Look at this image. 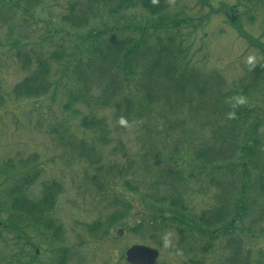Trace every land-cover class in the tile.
<instances>
[{
    "label": "trees",
    "instance_id": "1",
    "mask_svg": "<svg viewBox=\"0 0 264 264\" xmlns=\"http://www.w3.org/2000/svg\"><path fill=\"white\" fill-rule=\"evenodd\" d=\"M2 1L15 5L13 0ZM65 1L69 13L62 16V23L86 32L66 36L56 31L49 33L47 39H57L52 42L55 48L47 59L38 57L35 69L16 85V96L47 95L62 72L55 71L53 64L65 62L61 81H67L66 111L74 104H92L97 111H113L123 127L139 124L147 132L145 153L136 159L124 154L118 162L104 165L101 148L109 144L106 119L85 116L77 128L78 133L86 135L81 138L64 127L55 131L69 154L88 164L92 172L87 181L112 208L106 217L85 225L87 233L105 240L120 225L125 231L153 238L175 228L184 254L193 252L198 238H202L196 237L199 235L208 240L206 253L223 239L224 247L232 250L226 264H249L250 251H243L244 242L237 231L240 227L241 234L248 236L250 224L264 221V207L260 204L264 198V141L259 135L262 121L256 105L243 107L232 99L260 90L264 63L241 80L240 87L223 91L227 85L219 72L205 75L191 63L188 46L183 45L178 30L189 23L169 17L167 0ZM245 1L264 9V0ZM44 2L26 0L27 4L18 11L33 17L44 9ZM134 9L144 11L151 22L144 27L107 22L119 24L125 21L124 14ZM102 18L107 20L92 23ZM254 46L264 57V47ZM17 58L23 69L32 65L27 53L19 51ZM74 65L77 73L72 77ZM89 136L91 140L87 141ZM12 167L9 171L15 170ZM37 175L4 178L11 205L9 222L0 228L11 233L36 230L42 235L50 234L55 243L63 228L49 213L61 186L56 182L45 185L42 199L34 202L24 193ZM209 188L218 191L216 207L196 215L190 210L188 191L206 193ZM27 245L36 250L35 244ZM68 253L58 249L56 264H63ZM261 256L259 264H263L264 253ZM34 258L36 254L32 256L36 263ZM191 264L196 263L192 260Z\"/></svg>",
    "mask_w": 264,
    "mask_h": 264
},
{
    "label": "rangeland",
    "instance_id": "2",
    "mask_svg": "<svg viewBox=\"0 0 264 264\" xmlns=\"http://www.w3.org/2000/svg\"><path fill=\"white\" fill-rule=\"evenodd\" d=\"M13 1L15 5L11 7L10 3L0 0V225L9 222L11 205L6 197L5 190L9 186L4 178L19 179L22 175L33 176L38 173L33 185L25 189L24 196L38 202L42 199L45 185L58 183L61 191L49 214L63 231L60 240L54 243L50 234L42 235L36 230L24 229L20 233H11L0 228V264H56L58 249L69 252L63 264H127L122 258L123 254L134 245L157 249L160 254L158 264H191L192 260L196 264H226V260L232 256V250L224 247L223 239L206 253L204 247H207L208 240L197 235L202 238H198L193 252L184 254L175 228L153 238L125 231L120 225L105 240H97L87 233L85 225L106 217L112 208L96 195L95 189L87 181L86 177L92 172L88 164L69 154L64 140L59 141L55 131L64 127L70 134L77 133L78 138H81L85 134L78 133L77 128L85 116L106 119L109 144L101 148L102 144L97 140L103 152L101 160L104 165L118 162L124 154L128 158H135L145 153L148 150L144 144L147 132L139 124L123 127L113 111H97L92 104H74L66 111L67 81H61L62 72L66 70L65 62L53 64L55 71L62 72L55 78L56 85L47 95L41 98L17 97L16 85L35 69L38 57L47 59L55 48L52 42L57 39H47L49 33L56 31L60 36H66V33L78 35L86 30H75L62 23V16L69 13L65 0H45L42 5L44 9L33 17L18 11L27 4L26 0ZM167 3L170 18L176 16L189 23L178 30L184 39L183 45L188 46L191 63L205 75L219 72L227 85L223 91L240 87L241 80L263 65V53L254 46L264 47L263 8H255L245 0H167ZM227 9L232 10L229 15ZM123 18L125 21L119 24L107 22L137 27L147 26L151 22L141 9L130 10ZM106 20L102 18L92 23ZM19 51L29 54L32 65L28 69H23L17 58ZM249 58H252L251 62ZM76 73L77 67L74 65L72 77ZM247 83L250 81L247 80ZM260 86L259 91L238 96L232 101L243 107L256 105L262 121L259 135L264 141V81ZM90 140V136L87 137V141ZM11 165L14 171H9ZM217 193L212 188L206 193L189 190L190 210L196 215L212 212L216 207ZM260 204L264 207V198ZM250 226L251 233L248 236L241 234L239 227L238 237L244 242L243 251H250L249 264H259L263 260L261 253H264V221ZM27 242L35 244L36 250L28 246ZM35 254L36 263H33L32 256Z\"/></svg>",
    "mask_w": 264,
    "mask_h": 264
},
{
    "label": "water",
    "instance_id": "3",
    "mask_svg": "<svg viewBox=\"0 0 264 264\" xmlns=\"http://www.w3.org/2000/svg\"><path fill=\"white\" fill-rule=\"evenodd\" d=\"M159 256L158 250L144 245H134L125 252L128 264H158Z\"/></svg>",
    "mask_w": 264,
    "mask_h": 264
},
{
    "label": "clouds",
    "instance_id": "4",
    "mask_svg": "<svg viewBox=\"0 0 264 264\" xmlns=\"http://www.w3.org/2000/svg\"><path fill=\"white\" fill-rule=\"evenodd\" d=\"M251 59H252V58H249V61H250V62H251ZM230 115H232V114H230ZM122 123H123V121H122Z\"/></svg>",
    "mask_w": 264,
    "mask_h": 264
}]
</instances>
